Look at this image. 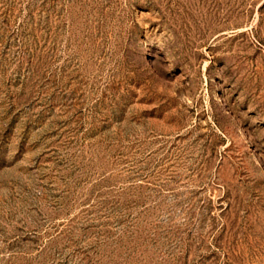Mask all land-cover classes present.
Returning <instances> with one entry per match:
<instances>
[{
	"label": "rangeland",
	"instance_id": "374dc122",
	"mask_svg": "<svg viewBox=\"0 0 264 264\" xmlns=\"http://www.w3.org/2000/svg\"><path fill=\"white\" fill-rule=\"evenodd\" d=\"M0 264H264V0H0Z\"/></svg>",
	"mask_w": 264,
	"mask_h": 264
}]
</instances>
